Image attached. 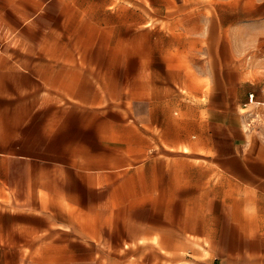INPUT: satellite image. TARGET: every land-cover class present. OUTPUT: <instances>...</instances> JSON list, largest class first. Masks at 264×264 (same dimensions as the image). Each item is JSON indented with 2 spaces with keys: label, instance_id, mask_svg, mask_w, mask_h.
<instances>
[{
  "label": "rangeland",
  "instance_id": "1",
  "mask_svg": "<svg viewBox=\"0 0 264 264\" xmlns=\"http://www.w3.org/2000/svg\"><path fill=\"white\" fill-rule=\"evenodd\" d=\"M6 4L0 59L44 62L17 65L40 82L41 97H0V109L35 106L20 120L0 112V264H24L28 247L48 244L98 246L99 255L86 253L98 264H241L224 253L233 238L217 189L203 207L208 231L199 209L204 178L213 184L222 171L209 106H232L239 88L217 81L223 34L208 33V15L223 3ZM249 97V128L264 135V103ZM22 136L39 141L37 159L16 156ZM36 209L50 211L49 235Z\"/></svg>",
  "mask_w": 264,
  "mask_h": 264
},
{
  "label": "crops",
  "instance_id": "2",
  "mask_svg": "<svg viewBox=\"0 0 264 264\" xmlns=\"http://www.w3.org/2000/svg\"><path fill=\"white\" fill-rule=\"evenodd\" d=\"M213 1L223 3L217 13L208 15V19H213L212 26L211 21L208 22V33L223 34L220 43L223 61L217 81L238 82L239 88L232 106H209L211 109L208 110L207 121L211 133L208 141L222 171L217 173L220 176L213 184L212 178H204V187H200L199 194L200 220L206 222L204 229H209L208 219L202 215L203 207L207 208L210 198H214L210 197V190L217 189L218 193L213 196L221 198L223 212L228 215L229 229L232 231L230 241L233 238L224 253L240 254L241 264H264V135L249 128L247 113L253 104L249 102V93L252 91L256 94V101L264 103V0ZM6 3L7 0H0V21L6 16ZM216 17L219 19L217 25L214 23ZM208 45L211 46V42ZM18 60L22 66L27 67L44 62L36 59H0V97L38 99L43 95H40V82L31 77V71L25 72L20 68L21 65L18 67ZM45 62L50 64V60ZM222 88L227 89L226 85ZM34 108V105L20 104L11 110L4 106L0 112L18 114L20 120L21 115L33 113ZM17 145L16 156L37 159L40 154L37 139L28 141L22 136V141ZM102 202L100 198L98 201H86L84 205H102ZM202 202L207 206H202ZM44 205L50 206V201H38L37 206ZM34 211L33 219L46 222L49 235L50 211L43 214L38 209ZM178 221L181 223L177 226ZM179 227L183 230V211L176 221L175 228ZM207 231L198 235L208 237ZM27 249L24 252L31 256L27 257L24 264H98L99 258L87 257L86 253L99 255L102 251L98 246L84 245L78 248L50 244ZM80 250L83 251L82 255Z\"/></svg>",
  "mask_w": 264,
  "mask_h": 264
},
{
  "label": "built area",
  "instance_id": "3",
  "mask_svg": "<svg viewBox=\"0 0 264 264\" xmlns=\"http://www.w3.org/2000/svg\"><path fill=\"white\" fill-rule=\"evenodd\" d=\"M251 96H254V94L252 93Z\"/></svg>",
  "mask_w": 264,
  "mask_h": 264
}]
</instances>
